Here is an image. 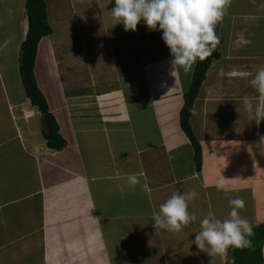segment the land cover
Listing matches in <instances>:
<instances>
[{"label":"crops","instance_id":"0c3cea01","mask_svg":"<svg viewBox=\"0 0 264 264\" xmlns=\"http://www.w3.org/2000/svg\"><path fill=\"white\" fill-rule=\"evenodd\" d=\"M219 37L221 57L213 60L191 116L201 171L180 124L196 64L189 73L178 67L173 76L164 41L137 74L124 72L117 57L110 67L103 63L84 72L74 92L49 80V109L67 143L62 150L47 147L46 120L22 82L19 88L14 84L13 95L3 86L0 264H112L114 257L125 262L138 237L136 258L142 263L155 253L154 245L172 255L163 264H224L225 253L211 257L193 244L195 237L189 252H178L188 241L178 231L156 232L152 225L153 212L179 190L184 168L192 170L187 191L198 193L195 200L203 198L208 214L223 219L229 200L239 197L245 201L241 216L253 228L264 226V151L258 146L264 123L250 120L242 103L245 95H255L250 80L264 66V0H230ZM133 173H142L140 185L127 182ZM221 179L226 188L218 190ZM194 201L192 212L200 215ZM262 256L264 262V242Z\"/></svg>","mask_w":264,"mask_h":264},{"label":"rangeland","instance_id":"374dc122","mask_svg":"<svg viewBox=\"0 0 264 264\" xmlns=\"http://www.w3.org/2000/svg\"><path fill=\"white\" fill-rule=\"evenodd\" d=\"M45 2L53 34L44 38L40 43L35 74L46 99L52 93L48 86L50 79L57 82L60 80L58 82L61 84L60 86L67 85L66 90L72 92L75 90L73 89L74 84L79 81L78 77L81 79L84 72L90 73L92 69H100L104 65L110 67L113 61L117 62V57L120 60L118 65L121 64V68L125 69L124 72H136L137 74L141 65L158 56L160 49L164 47L162 33L150 31L143 23L138 25L137 31L134 32L125 31L122 24L116 25L110 12L115 7L114 0H45ZM27 30L25 0H0V70H3L0 74V96L4 95L3 86L5 87V85H7L6 93L11 95L14 94V84H17L18 88L20 87L22 82L19 71L21 45ZM44 45L46 48L41 51ZM102 48L104 52H96ZM107 54L108 57L105 59ZM3 66H6L5 70ZM52 87H57L54 89L56 92L58 85L54 82ZM35 110L38 111L37 108ZM190 170L191 168H184L182 176L184 180L178 184L181 192L189 190L188 188H191L193 184V180L187 178L191 176ZM194 203L195 205L199 204L202 213L199 215L196 212V215L200 217L199 227L195 230L197 226L190 224L185 227V230L178 231V235H182L180 239L184 242L188 241L186 245H182L181 249H178V252L180 250H183L184 253L190 251L192 248L189 246L190 240L195 237V233L200 231V220L208 216L202 197H199ZM194 209L195 206L193 208L190 203V210ZM127 229H129L128 226ZM151 235L155 237L154 233ZM189 236L192 238L188 239ZM138 239L140 237L131 241L134 245L133 251L127 258L125 257V262H121L119 257H114L115 260H112V264H163L165 258L171 259L172 255L166 257V254L160 251V246L153 245L152 249H155V253L142 263L140 259L136 258H141ZM129 249L132 250V248ZM23 260L27 261L26 258ZM180 262L177 264H192L191 261Z\"/></svg>","mask_w":264,"mask_h":264},{"label":"clouds","instance_id":"9594fccd","mask_svg":"<svg viewBox=\"0 0 264 264\" xmlns=\"http://www.w3.org/2000/svg\"><path fill=\"white\" fill-rule=\"evenodd\" d=\"M110 10L116 25L122 24L125 31H137L144 24L150 31L162 33V39L170 50L171 74L175 76L178 67L185 73L191 72L197 61H204L220 44L216 33L217 24L223 20L230 0H114ZM255 95L242 97L243 106L250 120L257 126L264 123V66H261L250 80ZM264 151V135L258 145ZM142 173L127 175V182L141 184ZM217 189L226 188L224 180L217 182ZM147 188V183L143 184ZM198 196L195 190L175 191L153 212V227L177 232L197 221V215L190 210V203ZM230 211L223 219L213 213L200 220V231L195 233L193 244L200 251L224 254L229 248L252 246L251 222L240 214L245 201L236 197L229 200ZM233 264H235L233 260Z\"/></svg>","mask_w":264,"mask_h":264},{"label":"trees","instance_id":"16d2710c","mask_svg":"<svg viewBox=\"0 0 264 264\" xmlns=\"http://www.w3.org/2000/svg\"><path fill=\"white\" fill-rule=\"evenodd\" d=\"M25 11L28 21L26 37L21 45V57L19 71L25 96L29 99L33 108L46 120L48 131L44 134L46 145L49 149L62 150L66 147V141L60 134V127L54 115L50 112L48 101L40 89L36 76V61L41 41L52 35L53 30L48 21V13L45 0H25ZM220 21L216 26L219 36ZM221 57L220 44L211 56L204 61H197L192 83L185 94V103L180 113V124L195 149V162L198 171L202 168V149L191 127V116L194 110L195 100L206 78V74L214 59ZM251 247L229 248L226 252L224 264H263L262 245L264 242V226L253 228Z\"/></svg>","mask_w":264,"mask_h":264},{"label":"bare ground","instance_id":"6f19581e","mask_svg":"<svg viewBox=\"0 0 264 264\" xmlns=\"http://www.w3.org/2000/svg\"><path fill=\"white\" fill-rule=\"evenodd\" d=\"M45 45H46V44H45ZM45 45L42 47L41 51H43V48H46V46H45ZM45 56H46V55H45ZM41 60H42V59H41Z\"/></svg>","mask_w":264,"mask_h":264}]
</instances>
